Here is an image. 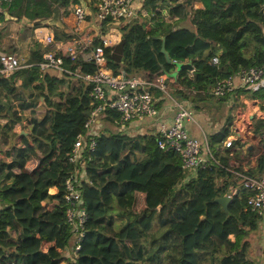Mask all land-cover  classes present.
<instances>
[{
	"label": "trees",
	"instance_id": "1",
	"mask_svg": "<svg viewBox=\"0 0 264 264\" xmlns=\"http://www.w3.org/2000/svg\"><path fill=\"white\" fill-rule=\"evenodd\" d=\"M80 1L0 0V23L7 22L4 12H23L32 22L30 30L45 25L54 40L63 41L71 36L63 23L46 20L53 5L67 16L70 5ZM88 6L96 11V0H88ZM165 23L170 24L159 34ZM248 28L253 36L240 44L244 47L228 48ZM119 29L125 59L115 62L109 53L108 66L117 73L139 72L154 64L169 73L176 62L191 58L192 70L179 77L183 87L172 93L195 109L198 101L215 98L209 88L217 78L264 61V0H142L137 17ZM1 30L4 50L1 43L10 31ZM159 35L165 36L170 62ZM43 52L35 46L28 58L33 64L0 75V264H249L247 237L262 218L247 203L253 190L238 184L227 209L216 201L231 185L225 170L229 148L223 145L231 132V113L208 135L219 164L208 160L187 179L178 152L159 148L156 133H98L94 148L86 146L83 155L85 232L73 255L63 254L61 242L71 236L63 200L64 180L74 168L68 156L93 104L87 83L66 71L34 64ZM213 56L216 64L211 63ZM72 63L64 58L65 67ZM191 86L200 90L190 92ZM250 96L264 111V86L251 90ZM119 115L108 109L101 118L120 126ZM253 126L254 132L263 131L264 117L254 116ZM257 167L264 170V151L257 156ZM51 186L55 192L49 191ZM132 191L133 210H128L126 194ZM114 197L127 209L122 228L110 212ZM140 197L143 208L137 212ZM213 205L220 210L212 211ZM213 215L222 219L213 220Z\"/></svg>",
	"mask_w": 264,
	"mask_h": 264
},
{
	"label": "built area",
	"instance_id": "2",
	"mask_svg": "<svg viewBox=\"0 0 264 264\" xmlns=\"http://www.w3.org/2000/svg\"><path fill=\"white\" fill-rule=\"evenodd\" d=\"M142 0H96V11L90 10L84 0L74 4L72 11L74 24L68 30L71 36L63 41L54 40L49 29L37 27L36 40L44 50L42 59L34 62L41 69L56 68L66 71L81 79L90 86L93 106L88 109L84 130L79 132L72 144L68 160L73 163V171L64 180L63 200L65 204V222L73 237V251L80 247L85 232L86 211L82 195L81 183L86 180L84 166L85 147L94 148L95 136L98 134L100 118L106 110H116L120 115L121 128L127 124L134 126L135 120L155 118L159 112L153 95L154 90L160 91L174 103L171 120L166 123L159 121L156 125L157 145L163 150H174L181 157L182 167L186 172L185 179L194 175L196 168L203 166L208 160L219 164L209 147L208 132L201 127V136H192L186 127L187 122H195L196 117L192 108L169 92L167 78L157 77L152 72L138 74L120 69L117 73L108 66V56L111 46L121 38L119 24L137 17ZM88 2V0H87ZM91 14L96 29L90 24ZM63 19V15H59ZM118 38H114V36ZM73 61L71 68L64 65V58ZM213 56L211 63H217ZM32 62H23L16 52L0 50V75L8 76L16 69L29 66ZM152 74L155 79L148 76ZM264 82V61L247 68H241L228 76L217 78L210 86L209 92L214 97H220L234 90L251 91ZM196 86L190 87V92L199 91ZM252 116V115H251ZM250 116V117H251ZM256 117H264V111ZM252 118V117H251ZM231 132L223 142L229 148L228 164L225 166L230 190L226 194L232 197L238 184L253 190L247 199L248 205L259 214L264 211V177L249 173L246 169L248 152L242 158L236 157L239 150L253 142L257 150L264 151V130L254 132L253 121L242 118L234 120ZM122 131V130H121ZM126 132V131H124ZM142 132V131H137ZM236 142V143H233ZM259 151L256 153V159ZM187 171H190L187 173Z\"/></svg>",
	"mask_w": 264,
	"mask_h": 264
},
{
	"label": "crops",
	"instance_id": "3",
	"mask_svg": "<svg viewBox=\"0 0 264 264\" xmlns=\"http://www.w3.org/2000/svg\"><path fill=\"white\" fill-rule=\"evenodd\" d=\"M91 10V9H90ZM61 14V10L59 9L58 5H53V12L51 17L48 19L47 22H55L58 23L61 21L64 25L63 30L68 31L74 24V17L72 14V11L70 9V12L67 16L63 15V19L61 20L59 15ZM9 15V14H8ZM7 22L0 23V30L2 27H5L4 30H8L15 33V36L18 34L19 41H24L28 44L29 47L32 46V49L35 48V42L33 40L36 39L35 37V30L37 27H43L45 25H39L33 30H30L29 27L32 25V22L30 21L29 17L23 14V12L20 13L19 16H12L9 15V17H6ZM91 18V16H90ZM187 21V27L194 29L192 24L188 20H182L179 19L178 23H185ZM48 28V26H45ZM2 31V34L5 33V31ZM246 33H249L253 36L251 29H245L243 32L239 34V36L232 41L228 48L230 49H236V47L243 48V45L240 44H246L247 37ZM7 45V39L3 40L1 43L2 48ZM31 49V50H32ZM220 50H218L219 52ZM28 54V53H27ZM30 54V53H29ZM20 55V54H19ZM21 56V55H20ZM29 57V55H27ZM27 58V57H25ZM28 59V58H27ZM177 63L186 64L189 63L191 65V58L186 61H179ZM154 68H152V67ZM151 70H150V69ZM191 71L189 68H178L177 66L173 67L171 71L168 73L164 71L159 66H154V64H148L145 66L142 70L139 72H135L138 74H145L147 72H152L155 76L161 77L164 76L167 78V83L169 88L173 91L174 89L182 88L183 82L179 78L183 73H186L187 70ZM176 70V71H175ZM185 70V71H184ZM261 86H264V82L261 81ZM171 91V92H172ZM156 105L158 107V114L155 118H143L141 120H135V122L139 123L140 125L137 126V131H142L139 127L143 126L142 133H156V125L159 121H165L168 123L171 120V117L174 112V103L171 99L166 98L160 91L154 90L153 92ZM219 97L213 98V100H200L198 101V104L200 105L198 108H193L192 103L188 101L189 106L192 108L196 120L195 122H187L186 127L188 132L195 137L201 136V127L205 129L208 133H212L217 131L225 122V118L228 113H231L234 115V123L240 122L242 118H248L250 122L253 121V117L251 118V115H260V113L263 111L260 107L259 101L252 99L248 92L234 90L231 93H228L225 95V99H218ZM184 100V98H182ZM253 100L256 102L253 103ZM135 122H133L135 124ZM140 129V130H139ZM22 133H24L23 130H21ZM257 146L250 142L244 150L241 151L240 156L244 152H248L247 156V163H246V169L250 170L252 174L263 176L264 177V170L262 172L258 171L257 167V159H256V153H257ZM239 158V157H238ZM50 192H55L56 187L51 186L49 188ZM249 238H254V234L250 233ZM258 239L261 237H264V226H260V232L258 235H256ZM63 238V236H62ZM250 241V240H249ZM49 245V243L44 244V248H46ZM256 252V251H254Z\"/></svg>",
	"mask_w": 264,
	"mask_h": 264
},
{
	"label": "rangeland",
	"instance_id": "4",
	"mask_svg": "<svg viewBox=\"0 0 264 264\" xmlns=\"http://www.w3.org/2000/svg\"><path fill=\"white\" fill-rule=\"evenodd\" d=\"M73 8H74V4H71L70 5V9L73 10ZM61 14H62V12H61ZM148 14L149 13H147L145 15V18L148 16ZM120 24H119V26H120ZM169 24L170 23L163 24L162 27H160L158 29V33L161 34L162 31H164L165 29H167V27L169 26ZM183 24L184 25H187V21H185V23H183ZM156 30L157 29L152 30L151 32H156ZM246 37L249 39L251 37V35L249 33H246ZM114 38H118V36L115 35ZM34 42H35V40H34ZM35 46L40 47V43L37 40L35 42ZM3 49H4V51L11 50V52H16V53L20 54L21 57H22L21 60L23 62H28V59L27 58H29V57L27 55H29V53L31 52L32 46L29 47L28 44L25 43L24 41H22V40L19 41L18 34L15 36V33L10 31V33L8 35V38H7V45L4 46ZM25 57H27V58H25ZM176 66H177V62H176ZM48 74H50V73H48ZM171 91L172 90L169 88V92L173 96H175ZM166 98H169V97H166ZM138 125H140V124L137 123V122H135V125L134 126H132L130 124H127V127L121 128L120 126H117V125H115V124H113L111 122H108L107 120H103L102 118H100L99 127H96V128H97V131H98L99 134L101 132L109 133V132H117V131H121V130L122 131H126V132H128L130 134H135V133H137V126ZM139 128L142 130V132H146V131H143V126H141ZM256 151H259L258 152L259 154L261 152H263V151H260V150H256ZM244 156H245L246 159L248 158V156H246V155H244ZM236 157L242 158L240 156V154L239 155L236 154ZM189 172L190 171H187V173H189ZM137 193H138V191L136 192V196H137ZM134 196H135V192L134 191L129 192V193L126 194V201H127V208H128V210L129 209L133 210L132 209L133 206L131 207V203H132V200H133ZM142 202H143L142 201V198L140 197L139 198V205H140V207L138 206L139 209L137 210V212L140 211L143 208L142 207L143 206L142 205ZM111 204H112L111 205L112 207H111L110 212H112V213H114L116 215V217H117L116 223H117L118 228H122L124 222H126V220L128 219V217H127V209H124L125 211L123 209H121L120 206L118 205L115 197L111 201ZM219 210H220V208L218 207V205H213L212 206V211H219ZM120 214H125V215L122 218V216H119ZM261 214H262V218L259 221L258 227L255 230H253V231L250 232V233H253L254 234V238H250L249 239L250 240L249 241L250 242V246H249V249L247 250V254H246L247 257H248V259L250 260V263L249 264H264V237H261L260 239H258L256 237V235H258L259 232H260V226H264V211ZM221 217L222 216L217 217L216 215H213V220L214 219L215 220L216 219L220 220V219H222ZM185 226H187V224ZM247 238H249V236ZM73 243L74 242H73V237L72 236H70V238L67 239V241L61 242L62 247H64L62 249V251L64 252L63 254H67V255L71 254V255H73L72 254ZM254 251H256V252H254ZM70 258H72V257H69V259Z\"/></svg>",
	"mask_w": 264,
	"mask_h": 264
},
{
	"label": "water",
	"instance_id": "5",
	"mask_svg": "<svg viewBox=\"0 0 264 264\" xmlns=\"http://www.w3.org/2000/svg\"><path fill=\"white\" fill-rule=\"evenodd\" d=\"M86 2V4H88L87 0H84ZM6 17H9L7 12H4ZM90 24L96 29L97 34L100 33V28L95 25L94 23V15L91 14V21ZM161 40H162V45H161V51L164 53L165 58L168 62L171 61L169 53L167 52L166 48H165V36L164 35H159L158 36ZM124 44H125V38L121 37L120 40L118 42H116L115 44H113L111 46V52H110V57L113 61L115 62H123L125 57H124ZM177 67L180 68H189L192 70V66L189 63L186 64H182V63H177ZM256 101L253 100V103H255ZM252 117V116H251ZM230 200V196L228 194H224L223 196H220L218 198H216V201H218L222 207L224 209H227V205L229 203ZM159 207V206H158Z\"/></svg>",
	"mask_w": 264,
	"mask_h": 264
},
{
	"label": "clouds",
	"instance_id": "6",
	"mask_svg": "<svg viewBox=\"0 0 264 264\" xmlns=\"http://www.w3.org/2000/svg\"><path fill=\"white\" fill-rule=\"evenodd\" d=\"M130 72H132V71H130ZM132 73H135V72H132ZM183 87V86H182ZM238 90V89H237ZM239 91H242V90H239ZM244 92H248L249 93V95H250V92L249 91H244ZM227 95V94H226ZM223 96H225V95H223ZM175 97H177V96H175ZM221 97V96H220ZM177 99H179V100H181L182 98H179V97H177ZM254 116H256V115H254ZM253 115H252V117H254ZM231 199V198H230Z\"/></svg>",
	"mask_w": 264,
	"mask_h": 264
}]
</instances>
